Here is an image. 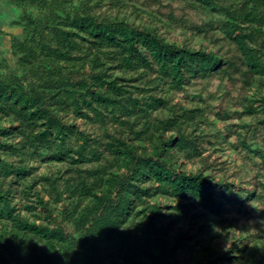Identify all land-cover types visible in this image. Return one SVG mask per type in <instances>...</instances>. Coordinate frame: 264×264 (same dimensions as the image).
Returning a JSON list of instances; mask_svg holds the SVG:
<instances>
[{
    "label": "trees",
    "instance_id": "obj_1",
    "mask_svg": "<svg viewBox=\"0 0 264 264\" xmlns=\"http://www.w3.org/2000/svg\"><path fill=\"white\" fill-rule=\"evenodd\" d=\"M3 12L0 264H264V0Z\"/></svg>",
    "mask_w": 264,
    "mask_h": 264
},
{
    "label": "rangeland",
    "instance_id": "obj_2",
    "mask_svg": "<svg viewBox=\"0 0 264 264\" xmlns=\"http://www.w3.org/2000/svg\"><path fill=\"white\" fill-rule=\"evenodd\" d=\"M5 15H7V12H3V14L2 13L0 14V28H2V27L7 28L6 26H8V22L10 21L9 20L10 17L7 15L8 17L6 18ZM7 44H8V38H6V37L0 38V53L2 52V50H5V48L7 47ZM6 54H7V52H6ZM0 56H1V54H0ZM6 56H8V55H6Z\"/></svg>",
    "mask_w": 264,
    "mask_h": 264
}]
</instances>
